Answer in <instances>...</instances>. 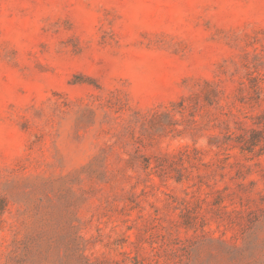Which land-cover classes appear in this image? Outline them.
<instances>
[{
	"label": "rangeland",
	"instance_id": "rangeland-1",
	"mask_svg": "<svg viewBox=\"0 0 264 264\" xmlns=\"http://www.w3.org/2000/svg\"><path fill=\"white\" fill-rule=\"evenodd\" d=\"M0 264H264V0H0Z\"/></svg>",
	"mask_w": 264,
	"mask_h": 264
}]
</instances>
